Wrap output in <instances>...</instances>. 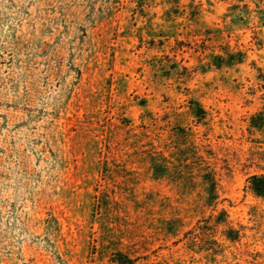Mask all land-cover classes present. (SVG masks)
<instances>
[{"label":"rangeland","instance_id":"374dc122","mask_svg":"<svg viewBox=\"0 0 264 264\" xmlns=\"http://www.w3.org/2000/svg\"><path fill=\"white\" fill-rule=\"evenodd\" d=\"M141 1L0 0V264H264V0Z\"/></svg>","mask_w":264,"mask_h":264},{"label":"trees","instance_id":"16d2710c","mask_svg":"<svg viewBox=\"0 0 264 264\" xmlns=\"http://www.w3.org/2000/svg\"><path fill=\"white\" fill-rule=\"evenodd\" d=\"M172 6L176 5L178 3V0H167ZM139 3H141V0H138ZM170 7V10L173 7ZM178 9L175 8L173 11H171L172 13H177ZM168 15H170V12L168 13ZM233 55L231 53H226V57H223L221 55H211V64H213L214 66L218 67L220 66L222 63H226V64H231L232 60H233ZM237 58L235 60H237V62H241L242 61V53L238 52L237 53ZM262 78V77H261ZM263 78H264V73H263ZM196 109L198 111L194 112V114L196 116H201L203 114V110L199 107L198 104H196ZM251 122L252 124H254L253 126H260L264 124V105H263V109L262 111L258 112V114L256 116H253L251 118ZM158 164L152 159V168L154 171V174L157 175V171H158ZM203 184H204V191L206 193V201H212L213 199H216V193H215V179L213 177V175L210 172H204L201 176ZM248 183V188L250 189V191L256 195V196H264V174H253L250 175L248 177L247 180ZM221 217L220 218H216L217 222H226L225 219V215L226 213L223 211L220 213ZM225 235L228 239H236L237 238V233L236 231L232 230V229H227L225 231ZM116 262H119L120 264H124V263H131V260L128 259L126 256L120 254V253H115L114 256V260Z\"/></svg>","mask_w":264,"mask_h":264}]
</instances>
